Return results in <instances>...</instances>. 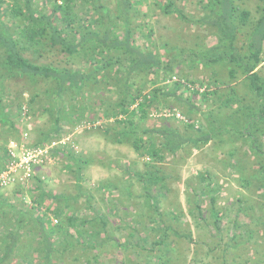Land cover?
<instances>
[{
  "label": "trees",
  "instance_id": "16d2710c",
  "mask_svg": "<svg viewBox=\"0 0 264 264\" xmlns=\"http://www.w3.org/2000/svg\"><path fill=\"white\" fill-rule=\"evenodd\" d=\"M235 1L198 0L202 10L198 18L183 13L173 0L151 1L166 15L175 14L184 24L203 27L217 38L216 45L206 49L203 57L197 54L188 62L191 66L196 61L203 62L206 68L223 66L228 78L223 82L219 71H215L208 83L197 85L182 75L167 83L179 66L188 64L181 58L187 51L180 49V55H171L166 50L171 46L173 53L176 47L160 39L157 45L149 23L141 20L144 24L134 25L137 7L149 0H0V170L8 159V142H19L23 137L16 122L23 120L22 107L27 108L29 117V109L39 98L37 85L44 83L42 94L49 102L44 110L53 120L52 131L36 138L30 146L59 140L62 121L72 127L87 124L98 129L105 127L95 124L110 121V128L103 132L110 130L112 141L127 142L153 163L162 162L164 153L175 155L186 144L191 150H200L213 141L227 145L228 164L240 175L242 186L247 188L255 181L264 192V78L257 71L264 50V0H257L258 16L253 21L251 12L239 8ZM159 48L165 55L159 53ZM47 53H53L50 60L40 62ZM78 61L83 67H75ZM237 75L243 78L241 95L237 87L230 85ZM10 81L33 86L26 103L22 91L10 95L6 85ZM197 97L206 102L218 98L220 108L230 110L222 120H211L219 126L208 128L199 122L194 129L190 115L197 108L191 100ZM173 106L184 108V117L188 118L185 129L196 134H181L166 125H146L151 116L172 111ZM157 118L178 121L174 117ZM236 142L253 156L242 152L248 159L234 160L238 154ZM67 157L79 179L81 164L87 162ZM146 174L138 178L144 180V176L149 177ZM198 179L206 182V190H211L208 174ZM149 180V184L158 185L164 178L155 176ZM12 189V197L0 189V264H102L104 245L98 250L95 239L100 234L109 238L106 218L101 219L97 232L86 230L84 226L94 218L80 219L74 209L76 203L45 190L36 176L29 191L20 186ZM198 192L205 193L201 189ZM146 195L156 214L158 201ZM196 210L202 213L199 204ZM211 210V217L219 221V213ZM51 217L58 223L53 225ZM160 224L161 235L153 246L165 245L167 233L174 231L171 225ZM136 233L133 228L128 237ZM142 240L137 238L138 242Z\"/></svg>",
  "mask_w": 264,
  "mask_h": 264
},
{
  "label": "rangeland",
  "instance_id": "374dc122",
  "mask_svg": "<svg viewBox=\"0 0 264 264\" xmlns=\"http://www.w3.org/2000/svg\"><path fill=\"white\" fill-rule=\"evenodd\" d=\"M151 1L137 7V22L134 25L144 24L141 20L149 23L154 29L153 41L157 45L159 41H168L176 47L173 53L171 46L166 50L171 55H180V49L187 51L181 58L188 64L179 66L167 83H172L176 77L182 75L185 79L195 80L197 85L200 82L204 85L215 71H219V78L223 82L226 81L227 71L223 66L206 68L203 62L196 61L194 66L188 62L190 59L192 61L194 55L203 57L206 49L216 45L215 35L198 25L184 24L175 14L166 15L162 7L155 6ZM173 1L186 15L200 17L202 10L198 7V0ZM235 2L239 8L251 12V21L257 18V0ZM159 53L165 55L160 48ZM52 55L53 53H47L40 62L50 60ZM77 65L83 67L81 61L76 62L75 67ZM257 71L264 78V50ZM6 85L10 95L22 91L23 100H26L24 103L30 99V92L33 93V86L24 81H10ZM230 85L237 87V93L242 94L243 78L237 75ZM43 90L44 83H39L35 90L39 93V98L32 105V109H29L30 116L26 122L16 121L22 135L27 133L28 145L42 134L48 133L53 124L49 113L44 110L49 102L45 94H42ZM191 101L197 108L190 115L194 129L199 122L208 128L211 125L216 128L219 124L211 123V120H222L230 112L220 108L221 101L215 97L207 102L199 97ZM173 107L184 117L183 107ZM178 121L151 116L146 125L155 128L170 126L181 134L197 133L185 129L187 121ZM95 125L105 128H85L77 125L72 127L62 121V131L58 135L59 138H68V144L58 150L53 164L36 169L35 176L41 179L45 190L76 203L74 209L80 219L94 218L84 226L86 230L97 232L101 219H107L109 238L100 234L95 239L98 250L104 245L105 255L100 258L102 264H264V197L261 196L264 192L256 187L255 181H251L252 184L247 188L242 186L240 175L228 164L230 160L225 154L227 145L221 146L211 141L200 150H191L186 144L175 155L164 153L162 162L153 163L137 154L127 142L112 141L110 130L103 132L110 128V121ZM235 145L238 147V154L234 160L253 156L240 142ZM188 149L191 151L190 155ZM242 152H246L247 156H243ZM67 155L87 162L81 164L79 179L76 167ZM232 163L235 165L234 161ZM145 173L149 177L144 176V180L138 178ZM207 174L206 180L212 183L211 190H206V182L201 183L198 179L200 175ZM155 176L163 177L164 180L158 185L149 184V179ZM200 189L205 193H199ZM12 190L7 188L1 192L12 197ZM146 194L154 196L158 201L156 214ZM197 204L200 205L201 214L196 210ZM212 208L219 213L217 222L211 217ZM159 222L160 225H171L176 233L186 237L169 231L164 240L165 245L153 246L152 243L161 235L157 225ZM152 227L153 230L150 229ZM133 228L137 233L130 238L128 233ZM138 237L143 240L138 242Z\"/></svg>",
  "mask_w": 264,
  "mask_h": 264
},
{
  "label": "built area",
  "instance_id": "2783aa9c",
  "mask_svg": "<svg viewBox=\"0 0 264 264\" xmlns=\"http://www.w3.org/2000/svg\"><path fill=\"white\" fill-rule=\"evenodd\" d=\"M26 112L27 108L23 106L22 119L25 122L29 118ZM155 117H174L179 121L186 122L184 117L175 110H163L155 114ZM80 126L90 127L87 124ZM26 139L27 133L24 132L19 142L14 140L8 142V159L2 170H0V189L20 186L25 191H29L33 186L36 169L53 164L56 161L57 150L67 145L69 140L65 137L43 146H30L27 144ZM50 220L53 225L58 223L56 218L51 217Z\"/></svg>",
  "mask_w": 264,
  "mask_h": 264
}]
</instances>
